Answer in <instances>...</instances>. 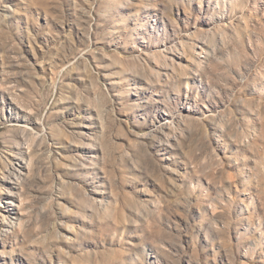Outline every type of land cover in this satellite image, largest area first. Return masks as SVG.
I'll return each instance as SVG.
<instances>
[{
	"label": "rangeland",
	"instance_id": "rangeland-1",
	"mask_svg": "<svg viewBox=\"0 0 264 264\" xmlns=\"http://www.w3.org/2000/svg\"><path fill=\"white\" fill-rule=\"evenodd\" d=\"M0 264H264V0H0Z\"/></svg>",
	"mask_w": 264,
	"mask_h": 264
}]
</instances>
